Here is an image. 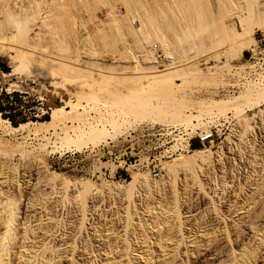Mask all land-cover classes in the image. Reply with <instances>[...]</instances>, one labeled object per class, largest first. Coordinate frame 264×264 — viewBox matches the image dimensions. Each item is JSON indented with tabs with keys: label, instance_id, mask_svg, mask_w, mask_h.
Masks as SVG:
<instances>
[{
	"label": "rangeland",
	"instance_id": "rangeland-1",
	"mask_svg": "<svg viewBox=\"0 0 264 264\" xmlns=\"http://www.w3.org/2000/svg\"><path fill=\"white\" fill-rule=\"evenodd\" d=\"M0 89L35 101L0 161L52 193L40 264H264V0H0Z\"/></svg>",
	"mask_w": 264,
	"mask_h": 264
},
{
	"label": "bare ground",
	"instance_id": "bare-ground-1",
	"mask_svg": "<svg viewBox=\"0 0 264 264\" xmlns=\"http://www.w3.org/2000/svg\"><path fill=\"white\" fill-rule=\"evenodd\" d=\"M239 35L243 37L245 35V33H243L242 30H240V31L238 30V36ZM159 72H161V71H159ZM73 107L74 106H72V108ZM53 117H55V111L52 113V118ZM0 119H1V117H0ZM1 121L10 125V123L7 120L1 119ZM38 124L39 123L28 122L25 124H21L19 127H12V130H13V132L24 134L26 131L30 132V129H31L30 127H32V126L37 127ZM46 124H50V122H46ZM101 124H102V122L97 121L94 123H90V126L88 125V127H90L91 129L96 128V131H97V128H99L101 126ZM43 125H45V124H43ZM35 130H37V129H35ZM36 132H38V130ZM208 157H209L208 156V150H195L192 153H190V155L185 159V161L190 163V164H197V165L202 166L203 163H205L207 160L209 161ZM14 161L19 162L18 159H14ZM18 165L15 163L14 164L11 163V165L9 166V169L5 170L4 169L5 168L4 162L0 161V180H1L0 181V264H13L11 262L10 255H11V252L15 248H17V246L20 249L24 248V251L28 252L27 253L28 257L26 258V260H23L22 264H40V260H41V262H43L44 258H46L43 254H41V252L43 253L44 251H46V249H48V247H50L51 245H52L51 247H53L54 252H55V250L56 251H58V250L63 251L64 250V248L61 249L63 245L58 244V242H55V240H56L55 234L57 232L55 230V228L53 226H49V225L44 226L46 221H53L54 214L50 213V214L46 215V213H45V215H43L44 212H42L43 217H46L45 219H43L42 216L40 215L41 214L40 213L39 215H37V217L35 216L34 220L32 221V223H35L33 226H30V224H28V221H26L25 223L28 224V226H26L24 228L23 237H20L21 233L18 230V227H19L18 217H19L20 213L24 214V213H27V211H45V212L46 211H54L52 209V207L47 205L48 199H47L46 195H50L52 193H50L51 191L46 192V193L41 192L42 195L39 196L40 197V200H39L40 204L36 198L31 199L29 197V194H27L26 191L24 189H22L21 187H24V185H26L24 187V188H26L27 185L31 184V181L32 180L35 181V179L34 178L31 179V177L33 175L28 174V173H27V176L25 177V173H23V175H20V178L18 180V177H17V171H18V167H19ZM21 179H22V181H21ZM25 179H27V180L25 181ZM33 181H32L31 185L34 184ZM36 181H37V179H36ZM13 185L19 186L17 193H15L16 189L13 188ZM4 188H6V190H4ZM22 200L24 203H21ZM43 203H44V205H42L38 208V206L43 204ZM25 223L23 225H25ZM21 239H23L22 243L20 242ZM26 241H27V245H25ZM52 242H53V244H52ZM39 250H40V252H39ZM19 255H21V258H23V256H26V255H23L22 252H20ZM40 257H41V259H40ZM42 259H43V261H42ZM48 260H50V258ZM48 263H49V261H48Z\"/></svg>",
	"mask_w": 264,
	"mask_h": 264
},
{
	"label": "trees",
	"instance_id": "trees-1",
	"mask_svg": "<svg viewBox=\"0 0 264 264\" xmlns=\"http://www.w3.org/2000/svg\"><path fill=\"white\" fill-rule=\"evenodd\" d=\"M34 102L27 94L15 91L8 93L5 89H0V117L7 120L13 127H19L28 121H35L37 119L33 108ZM45 116L40 120L48 121V111Z\"/></svg>",
	"mask_w": 264,
	"mask_h": 264
},
{
	"label": "built area",
	"instance_id": "built-area-1",
	"mask_svg": "<svg viewBox=\"0 0 264 264\" xmlns=\"http://www.w3.org/2000/svg\"><path fill=\"white\" fill-rule=\"evenodd\" d=\"M158 56L159 55H157L156 57ZM198 140L201 145H205L206 143L212 142L214 140V134L213 132L203 133L200 136H198ZM157 176H158V173L153 174V177H157Z\"/></svg>",
	"mask_w": 264,
	"mask_h": 264
}]
</instances>
